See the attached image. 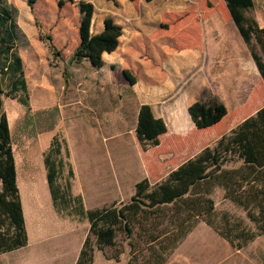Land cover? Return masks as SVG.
Listing matches in <instances>:
<instances>
[{
	"label": "rangeland",
	"instance_id": "rangeland-1",
	"mask_svg": "<svg viewBox=\"0 0 264 264\" xmlns=\"http://www.w3.org/2000/svg\"><path fill=\"white\" fill-rule=\"evenodd\" d=\"M161 1L172 10L177 5H185L183 14L174 19L173 14L169 15L164 29H159L169 35L176 34L181 24L172 27L174 21L185 22L181 34H184V41L178 45L168 44L169 59L153 60L147 51L141 50L136 54L138 60H128L129 67L105 57L111 66L96 69L88 61H71L79 44L80 7L77 1L38 0L30 8L27 0H0V66L5 61L2 56L5 46L9 50L7 56L12 58L10 63L17 58L20 60L19 66L8 68L0 78L4 90L3 112L9 123L28 235L25 249L3 256L0 264H76L89 236L88 219L76 214L78 207L67 202L66 196L60 213L53 207L44 157L54 138L61 145L62 155H54L53 160L59 171L57 183L62 193L70 187V194L80 196L85 209H101L111 206L113 203L108 201L119 195L115 197L116 203L130 202L137 182L148 179L150 184H156L165 180L170 172L203 149L215 145L223 135H228L264 107V80L252 65L254 61L232 21L226 2L208 0L213 13L208 16L217 19L218 34L223 39L218 45L205 43L203 50L202 45L193 42V37L208 35L211 31L197 28L212 24L204 17L198 19L196 13L198 6L203 10L208 8V1ZM253 1L254 7L246 16L262 28L264 0ZM134 3L139 6L146 1L133 0ZM118 5V0L95 1L96 19L107 15L115 22L118 20L126 30L124 41L132 34L131 24L138 27L139 33H133L136 37L152 35L156 38L157 33L151 34L155 27L137 26V21L130 23L133 19L129 18V5L123 8ZM134 15L136 18L138 13ZM50 41L59 54L49 49ZM192 54H196V58ZM148 68L157 74L154 92L144 91L142 82L130 85L122 74L123 70H130L139 82L138 74L149 71ZM64 73L68 74L64 76ZM204 95L216 97L227 107L228 114L215 126L198 130L190 127L187 109ZM144 102L152 103L156 110L163 107L177 114V119L171 115L174 122L168 126V134L160 137V145L146 151L141 149L135 133L136 111ZM184 115L190 122H185ZM117 133L119 137L113 140ZM47 137H50L49 146L42 148L39 140L43 143ZM240 164L230 163L226 167ZM212 197L219 214L228 212L253 228L243 210L224 200L221 189H216ZM195 231L166 264L179 263L178 259L184 258L185 253L194 256L201 252L197 247L215 237L212 231L210 235L203 234L202 229ZM91 241H94L93 236ZM254 245L257 249L246 251L249 258L264 264V236ZM116 249L122 251L119 262L107 259L106 254L111 256ZM94 251L93 264H127L130 250L121 234L116 248L100 250L95 247ZM221 251L220 248L216 254ZM232 254V261L240 259L235 249Z\"/></svg>",
	"mask_w": 264,
	"mask_h": 264
},
{
	"label": "trees",
	"instance_id": "trees-1",
	"mask_svg": "<svg viewBox=\"0 0 264 264\" xmlns=\"http://www.w3.org/2000/svg\"><path fill=\"white\" fill-rule=\"evenodd\" d=\"M37 1L27 0V4L33 8ZM224 1L264 80V27H259L254 19L246 16L255 1ZM62 4L60 1L59 5ZM210 4L208 1L209 7ZM79 7V44L71 61H88L94 68L101 69L105 65L103 55L118 49L123 28L112 18H107L103 30L93 34L95 6L79 0ZM48 39L51 40V37ZM49 49L59 54L51 41ZM4 51L2 56L5 61L0 66V74L20 65L19 58L10 63L12 58L11 55L7 56L8 46H5ZM67 74L64 73V76ZM122 74L130 85L136 84L137 79L130 70H123ZM3 94L0 78V255L25 249L28 245L12 138L3 112ZM188 114L195 128L203 130L221 122L228 110L216 97L204 95L188 107ZM167 131L165 121L154 116L151 105L140 106L135 133L141 149L146 151L159 146L160 137ZM60 146L57 138H54L44 157L53 207L60 213L66 196L67 202L78 207L76 214L86 217L90 225L89 236L83 243L76 264H93L94 248H116L117 238L121 234L130 250L127 264H166L200 223L210 227L235 250L247 247L264 235V107L228 135H223L215 145L203 149L170 172L165 180L156 184H150L148 179L138 182L130 202H114L101 209H85L82 198L70 194V187L66 188L65 195L62 193L57 183L59 171L53 160L54 155H62ZM236 162L241 164L238 167H226ZM70 176H73V170H70ZM218 188L223 191L224 200L245 212L253 228L228 212L219 214L216 211L212 195ZM120 254L122 251L116 249L113 255L106 254V257L119 262Z\"/></svg>",
	"mask_w": 264,
	"mask_h": 264
},
{
	"label": "crops",
	"instance_id": "crops-1",
	"mask_svg": "<svg viewBox=\"0 0 264 264\" xmlns=\"http://www.w3.org/2000/svg\"><path fill=\"white\" fill-rule=\"evenodd\" d=\"M70 1H77L79 3V0H70ZM84 1L90 2L95 6V1H97V0H84ZM145 1H146L145 5L139 4V6H137L135 3L133 4V0H118V2H119L118 6L119 7L121 6L123 8L127 5H129L128 10H129V13H131L129 18H130V20L133 19L132 21L129 20L130 23L137 21V23H136L137 26L148 25L150 28L155 27L154 32H151V34L157 33L156 38H153L152 35H145V34H144L145 37H141V38L136 37L135 35H133V33H136V32L139 33L137 31L138 27H134L131 24L129 26L132 28V30H131L132 34L130 36H127L128 39L126 41H124V39H126L125 38L126 30H125V27H123V25L117 20L116 23L119 24L123 28V36L120 38V45L115 52H113L111 54H104L103 55V60L105 62L104 67L111 66V65H109L110 63H109V61H107L105 59V57H108V58L110 57L113 60H119V61H121L122 64H124V66L129 67L130 65L128 63V60H132V58L133 59L137 58V60H138L139 57L136 54L141 53V50L147 51L148 54L150 55V57L153 58V60H162V59L168 60L169 59V53H170V51H169L170 48H169L168 44L178 45L184 41V34L181 35L182 33H184V27H185V22H183V20L174 21L176 23L174 25H172V27L176 26L177 24L183 25V26H181V25L177 26L181 32L178 31L176 28V34L169 35L168 34L169 32L165 33V32L160 31L159 29H164L163 24H165L169 21L168 20L169 15L173 14V16H174L173 19H174L177 17L178 14H180V15L183 14L185 12V8H184L185 5H183V4L177 5V7L174 10H172L169 8V6L167 5L166 2H162L161 0H152L149 2L147 0H145ZM96 7L97 6H95V12H94L93 22H92V33L93 34H97L103 30L104 23H105L104 21L108 17L106 15V16H103L99 20L96 19V17H95L96 11H97ZM202 8L203 7L198 6V8L196 9V13L198 14V19L204 17L207 19L208 22L212 21V24L211 25L204 24V26H198L197 28L199 29V31H202V28L204 31H205V29H209V31L211 29V31L209 32L208 35H203V36L197 35V37H193V42H195L196 44L202 45L200 47L201 49H203V48L205 49L206 48V47H204L205 43L212 42L213 44L218 45V43L223 38L220 37L218 34L217 25H216L217 19L216 18L212 19V18H209V16H208L209 14H213L211 9H210L211 7L208 6V8H206L204 10ZM135 12L138 13V15H136V18L133 17V16H135L134 15ZM95 23H96V26H95ZM215 49H217V48H215ZM196 56H197L196 54H192L193 58H196ZM247 58L248 57H246L244 60L245 64H246ZM133 65L135 66L134 62H133ZM252 65L255 68V66H256L255 63H252ZM140 69L142 70L141 66H140ZM148 70H149V68H148ZM145 72L146 71L143 70L141 73H139V72H138L139 74L137 73L139 75V82H137L133 86H137L142 82V84L144 86L143 87L144 91L154 92L156 87H157V84H158L157 74L151 70L146 72L148 75ZM143 104L151 105L154 116L156 118H162L165 121L167 128H168V131H169L168 126L170 125V123L174 122L171 115H173L174 119H177L176 118L177 114L175 113V110L170 113L166 108H163V107H158V109L156 110L155 107L153 106V104L150 102H144L141 105H143ZM140 106L137 108V111H136L135 129H136V125H137V115H138V111H139ZM187 117H188L187 115L186 116L184 115L185 122L187 120L189 121L190 116H189V118H187ZM189 124H190V127H194V124L192 123V121ZM168 131H167V134H168ZM118 137H119V134L117 133V136H114L112 138H113V140H115ZM39 142L42 145V148H46L49 146L50 137L45 138L43 143H41L40 140H39ZM112 149H114V147ZM109 151H111V149H109ZM104 152L105 151L102 149L103 154H104ZM46 177H47V172H46ZM47 185H48V183H47ZM119 196H115V197L118 198ZM115 197L113 198V200H109L108 202L114 203L116 201ZM200 225H202V226H200ZM198 229H202L204 231L203 234H209V235H210V232L212 231L214 234L213 236H215V237H212L213 239L208 240L207 242H203L202 245H200L201 247L200 246H199V248L197 247L196 250L197 251L200 250L201 252H197V254H194V256H188L185 253L184 258L178 259L179 263H176L175 261L174 262L170 261V263H168V264H257V263H259L258 260H256V259L251 260L246 251L247 250L253 251V250L257 249V247L254 248V246H255L254 244L258 239H260L264 235L261 237H258L255 241L248 244L247 247H244L241 250H236V253L240 254V255H238V257H240V259H236V260L232 261V259H233L232 249H234V248H232V246L228 242H226L224 239H222L215 231H213L210 227H208L204 223H200L187 236L185 241L190 238L191 234L193 235L194 232H196L195 230H198ZM182 245L183 244H181L179 246V248ZM220 248L222 251L219 254H216ZM18 251L19 250L13 251L11 253L0 255V263H3V261H2L3 256L8 255V254H16ZM77 259H78V256H77Z\"/></svg>",
	"mask_w": 264,
	"mask_h": 264
}]
</instances>
